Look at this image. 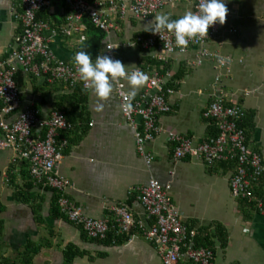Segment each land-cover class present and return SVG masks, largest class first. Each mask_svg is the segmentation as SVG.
<instances>
[{
  "label": "crops",
  "instance_id": "crops-1",
  "mask_svg": "<svg viewBox=\"0 0 264 264\" xmlns=\"http://www.w3.org/2000/svg\"><path fill=\"white\" fill-rule=\"evenodd\" d=\"M226 3L236 14H227L226 22L218 23V32L207 41L206 47L233 59L229 71L217 68L211 59H205L200 66L191 65L197 51L195 46H189L184 53L165 54L158 49L127 45L135 36L150 33L145 28L150 26L149 22L154 23L156 15L168 13L175 19L192 11L191 1L167 5L142 19L128 13L116 19L117 29L104 32L97 54H107L106 45L112 43L114 56L125 64L127 71L155 67L165 76L166 86L174 89L167 96L170 111L157 117L161 131L144 144L145 151L153 155L149 167L137 151L134 130L120 110L113 83L109 97L102 99L91 88L83 89L81 85H77L80 91H74L64 83L48 84L24 74L19 84L16 76V82L22 106L32 103L41 118L48 117L58 107L71 122L72 129L60 132L67 145L62 149L57 170L72 183L67 191L69 199L87 216L111 221L113 217L107 206L125 203L135 217L147 223L149 220L146 222L134 188L146 185L149 176H153L161 183H170L173 202L189 228H206L213 241V264H264V218L245 201L230 195L231 166H208L196 158L173 161L172 144L166 140L169 131L189 137L195 143L209 136L214 127L203 113L214 90H218L226 103H238L245 109L247 143L264 159V0H226ZM53 8L49 23L50 27L58 28L60 25L52 17L64 16L65 6L62 1H56ZM83 27L70 36L45 30L53 54L74 64V54L88 38L85 23ZM20 31L11 1L0 0V61L16 46ZM79 37H83L80 44ZM216 75H220L218 89L213 85ZM125 87L131 92L127 80ZM144 88V84L139 86L134 97ZM136 121L141 131V121L139 118ZM34 132L40 136L43 130L35 128ZM14 156L10 149H0V256H17L32 244L39 247L32 264H161L154 246L136 230L107 242L89 238L59 213L56 192L33 185L26 162L13 160ZM192 190L199 192L193 202L189 196ZM201 198L208 205L218 200L215 216L205 219L187 209H193V204L200 203ZM216 226L225 233L222 245Z\"/></svg>",
  "mask_w": 264,
  "mask_h": 264
},
{
  "label": "built area",
  "instance_id": "built-area-1",
  "mask_svg": "<svg viewBox=\"0 0 264 264\" xmlns=\"http://www.w3.org/2000/svg\"><path fill=\"white\" fill-rule=\"evenodd\" d=\"M10 1L11 11L19 21L21 31L16 36V46L5 60L0 61V149H10L15 154L13 160L25 161L33 185L54 190L59 213L79 226L89 238L104 240L111 230L117 235H128L136 230L154 246L161 264H213V251L194 245L196 229L184 223L179 208L173 202L170 183H161L153 176H149L146 185L134 188L136 198L144 209L146 222L149 220L147 223L135 217L125 203L107 206L113 217L111 221L87 216L79 205L69 199L67 191L72 183L57 170L63 157L62 149L67 145L60 132L72 129L71 122L59 108H54L48 117L41 118L32 103L22 106L21 91L16 82V74L20 71L24 75L41 78L48 84L61 82L69 88L81 85L83 89H89L81 81L75 64L53 54L44 36L45 30L70 36L84 28L83 19L86 18L94 27L109 33L117 29L116 19L128 13L142 19L167 5L184 0ZM56 1H62L65 6L63 23L58 28L50 27V17L47 20L37 17L38 12L46 9L49 16L54 11ZM186 1L192 2V11L195 12L199 0ZM228 14H236V11L229 10ZM218 29V23L210 26L205 37L191 38L186 46H177L174 36L168 31L137 35L127 45L139 46L144 50L158 49L165 54L184 53L189 46H195L197 51L191 65L200 66L205 59H211L217 68L229 71L233 59L206 47L207 41L217 34ZM82 41L83 37H79L78 44ZM114 46L107 44L106 53L116 58L113 49L111 52L107 50ZM133 70H140L148 76L144 82L145 88L138 97L128 98L125 77L117 78L112 83L120 110L134 130L137 151L149 167L153 155L145 151L144 144L161 131L156 124L157 117L170 111L167 96L173 94L174 89L166 86L165 76L155 67L127 72ZM219 78L220 75H216L213 84L217 89ZM214 91L203 115L213 122L216 134L195 143L184 135L167 132L166 140L172 144V159L196 158L208 166L230 164V195L245 201L264 218V159L247 143L245 129L241 126L245 109L238 103H226L218 90ZM136 118L141 121V131L137 129ZM35 128L43 130L42 135L37 136Z\"/></svg>",
  "mask_w": 264,
  "mask_h": 264
},
{
  "label": "clouds",
  "instance_id": "clouds-1",
  "mask_svg": "<svg viewBox=\"0 0 264 264\" xmlns=\"http://www.w3.org/2000/svg\"><path fill=\"white\" fill-rule=\"evenodd\" d=\"M226 0H199L195 12L188 11L178 18L172 19L170 14L156 15L154 23L145 28L152 34H161L162 31L170 32L175 38L177 46H186L191 38H203L208 34L210 26L217 23L223 25L228 14ZM117 48V47H115ZM114 49L108 47V52ZM73 63L81 81L90 87L95 94L106 99L112 91V81L125 77L132 86L128 98L134 97L139 86L143 85L148 76L140 71L127 72L125 64L109 54H97L93 59L87 52L80 50L73 56ZM102 108V105H100Z\"/></svg>",
  "mask_w": 264,
  "mask_h": 264
},
{
  "label": "trees",
  "instance_id": "trees-1",
  "mask_svg": "<svg viewBox=\"0 0 264 264\" xmlns=\"http://www.w3.org/2000/svg\"><path fill=\"white\" fill-rule=\"evenodd\" d=\"M37 17L42 18V19H46V20L49 18V16L46 14L45 10L38 12ZM63 19H64V16H58V14L54 15L52 17V20L58 26L63 23ZM83 23H85V25H86V31H87L88 38L79 46V51L83 50V51L87 52L92 58H95L99 49H100V44H101V41L104 38L105 34L102 30L95 28L86 18L83 19ZM16 76H17V82L19 84L22 80L23 74L19 71L16 74ZM73 89H74V91H75V89H77V91H80L79 86H75ZM211 126L214 127L213 122H212ZM241 126L244 128L243 121L241 122ZM215 134H216V129L214 127L211 130L209 135H215ZM220 165L227 167L226 163H220ZM228 165L230 166V164H228ZM26 166H27V163H26ZM218 166H219V164H218ZM1 231H2V220L0 219V235H1ZM215 231H216L218 239L220 240L221 245L224 244L225 233L222 231V228L216 226ZM119 236H124V234L117 235V234H115V232L113 230H111L108 233V236L106 239L97 240V241L107 242V241H110L112 238H115V240H117L119 238ZM94 240H96V239H94ZM194 245L196 247H205V248L212 249L213 241L210 238V236L208 235V233L206 232V228L196 230V236L194 238ZM0 249H1V243H0ZM38 250H39V247L34 246L32 244H28L27 246H25L23 248L22 252L18 253L17 256L13 257V256H2L1 255L0 256V264H32L33 255ZM69 258H72V257L70 256Z\"/></svg>",
  "mask_w": 264,
  "mask_h": 264
},
{
  "label": "rangeland",
  "instance_id": "rangeland-1",
  "mask_svg": "<svg viewBox=\"0 0 264 264\" xmlns=\"http://www.w3.org/2000/svg\"><path fill=\"white\" fill-rule=\"evenodd\" d=\"M201 186H202L201 192H203L204 196H205V192H204L205 189H204L202 184H201ZM198 193H196L195 190H192L191 193H189V196H190L192 202L194 200V196L198 195ZM203 193H201V194H203ZM194 205L195 204H193V209L188 208V207H187V209L192 210V211L194 210L196 212L195 214H198V216L205 218V219L215 216L217 210H219V207H217L218 200H216V199H215V201L211 202V205H208V204H206V200L203 202V199L201 198L200 203H196V205L195 206ZM216 256L219 257V249H216Z\"/></svg>",
  "mask_w": 264,
  "mask_h": 264
}]
</instances>
